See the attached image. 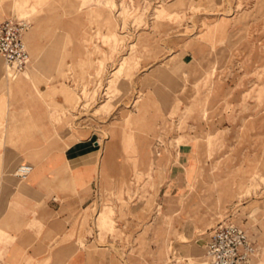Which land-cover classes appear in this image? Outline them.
Here are the masks:
<instances>
[{"label":"rangeland","instance_id":"374dc122","mask_svg":"<svg viewBox=\"0 0 264 264\" xmlns=\"http://www.w3.org/2000/svg\"><path fill=\"white\" fill-rule=\"evenodd\" d=\"M21 1L31 29L36 13L45 18L41 70L49 55L63 59L56 73H34L31 59L14 76L0 61V87L32 83L53 128L64 95L70 125L96 140L84 248L110 264H204L208 233L231 222L264 264V0ZM28 91L11 98L9 129L26 123Z\"/></svg>","mask_w":264,"mask_h":264},{"label":"crops","instance_id":"0c3cea01","mask_svg":"<svg viewBox=\"0 0 264 264\" xmlns=\"http://www.w3.org/2000/svg\"><path fill=\"white\" fill-rule=\"evenodd\" d=\"M29 6L21 0H9L8 3L0 0V21L12 16H24V9ZM15 9L18 11L17 16L14 15ZM29 9L32 10L31 6ZM44 19L36 13L33 18L35 27L27 33L26 41L30 62L31 59L35 62L34 73L52 74L57 72L56 68L60 67L63 56L49 55L46 58L50 61L49 68L41 70L39 67L42 63L41 53L37 55V50L43 48L39 33ZM76 22L78 25L81 20ZM91 32V27L85 28L83 43L89 40L88 34ZM74 33L75 29H72L73 37ZM67 38L74 44L70 53L73 57L79 46L74 42L76 37L73 40L70 33ZM83 53L85 57V48ZM64 55L66 56L65 52ZM0 60L3 62L1 57ZM57 61L59 65H56ZM20 77L24 79L23 74ZM27 87L33 91L29 92ZM0 88L3 91L0 95V121L3 118L5 121L4 133L0 139V264H110L108 258L88 251L83 246L86 231L81 212L92 199L94 187L98 183L96 175L99 153L95 146L96 140L89 143L87 137L82 138V130L70 125L68 115L72 111L70 105L65 104L64 95L61 94L63 103L54 99L56 106L61 105L63 108L59 107L61 115L50 114V118L55 116L53 120L57 123V127L53 128L48 123L49 115L44 110L42 101L36 99V96H41L32 83H23L21 89L12 93L6 88ZM25 91H28L29 96L28 106L24 109L26 123L19 128L16 126L15 129H9V120L14 116L10 115L14 111L9 110L13 101L11 98L16 93L22 94ZM40 91L45 93L49 89ZM8 133L13 135L11 139L16 141L14 145L3 141V137L8 138ZM28 153L42 154L34 163L27 162L33 166L29 175L24 179L15 174L5 177L7 162L3 159L4 155L11 154L8 169L13 172L19 165L21 156ZM15 162L18 163L11 170ZM256 247V255L250 264L257 261L258 246Z\"/></svg>","mask_w":264,"mask_h":264},{"label":"built area","instance_id":"2783aa9c","mask_svg":"<svg viewBox=\"0 0 264 264\" xmlns=\"http://www.w3.org/2000/svg\"><path fill=\"white\" fill-rule=\"evenodd\" d=\"M28 25L22 18L0 21V56L13 71L24 69L30 60L24 40ZM30 170L31 166L19 164L14 174L24 179ZM255 249L254 241L242 227L231 222L218 223L208 233L204 264H247Z\"/></svg>","mask_w":264,"mask_h":264},{"label":"bare ground","instance_id":"6f19581e","mask_svg":"<svg viewBox=\"0 0 264 264\" xmlns=\"http://www.w3.org/2000/svg\"><path fill=\"white\" fill-rule=\"evenodd\" d=\"M12 18H17V17H14V16H12V17H8V18H5V19H12ZM22 19H25V18H22ZM4 20V19H3ZM2 21V20H1ZM29 23V22H28ZM29 27H28V29H29V31H30V29H31V25H30V23H29V25H28ZM29 31H26L25 32V35H24V40H25V43H26V47H27V51H28V53H29V49H28V45H27V41H26V36H27V33L29 32ZM1 57V56H0ZM29 57H30V54H29ZM2 58V57H1ZM2 60H3V58H2ZM1 61V60H0ZM29 62H30V60H29ZM28 62V63H29ZM3 63H4V66H5V68H6V70H7V72H9V73H11L13 76L14 75H17V74H19V73H21V72H23L25 69H27V67H28V69L26 70V72L28 71V72H30L31 70H32V65L29 67V65H30V63L28 64L27 63V65H26V67L24 68V69H22V70H20V71H13L11 68H9L7 65H6V63H5V61L3 60ZM32 166H31V170H30V172L32 171ZM29 172V173H30ZM29 173H28V175H29ZM27 175V176H28ZM26 176V177H27ZM245 230V229H244ZM246 231V230H245ZM247 232V231H246ZM248 234V233H247ZM251 238V237H250ZM255 242V241H254ZM255 247H256V243H255ZM256 252H257V247H256V249H255V251L253 252V254L250 256V258H249V260H248V262H247V264H250V262H251V260L255 257V255H256ZM204 259H205V254H204ZM205 261H206V259H205ZM205 263V262H204Z\"/></svg>","mask_w":264,"mask_h":264}]
</instances>
